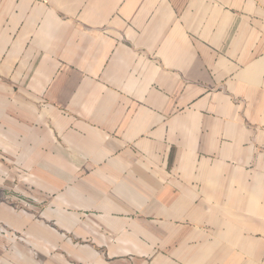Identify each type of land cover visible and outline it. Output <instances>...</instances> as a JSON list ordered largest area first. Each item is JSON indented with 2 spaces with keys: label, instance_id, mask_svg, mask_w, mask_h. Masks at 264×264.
Returning <instances> with one entry per match:
<instances>
[{
  "label": "crops",
  "instance_id": "crops-1",
  "mask_svg": "<svg viewBox=\"0 0 264 264\" xmlns=\"http://www.w3.org/2000/svg\"><path fill=\"white\" fill-rule=\"evenodd\" d=\"M0 147V264H264V0H0Z\"/></svg>",
  "mask_w": 264,
  "mask_h": 264
},
{
  "label": "rangeland",
  "instance_id": "rangeland-1",
  "mask_svg": "<svg viewBox=\"0 0 264 264\" xmlns=\"http://www.w3.org/2000/svg\"><path fill=\"white\" fill-rule=\"evenodd\" d=\"M6 119H8V117H5ZM4 123V122H3ZM3 126V129H8L7 125H5V123L2 125ZM8 149H1L0 147V156H2L3 158L9 154ZM1 167H3V169H6V173H7V183L9 182V177L11 178L12 175L13 176V179L11 181V187L12 188H15L17 186H19L22 182H24V170L22 169H18V174H11L10 175V165H5V164H1ZM20 168V167H19ZM23 172V173H22ZM17 195H12L10 193H4L3 197L0 196V202H3L5 204H7L8 206H11V207H14L15 209H18V210H21V211H25L26 209L24 208V203L25 202H28L26 201L25 197H20V196H17ZM41 199L42 201H40V203H46L48 201V197L47 196H41ZM0 236L1 237H11L12 239L15 237L17 238H22V233H17V232H14L12 229L8 228L4 223L0 222ZM1 239V238H0ZM12 241V240H11ZM8 256V255H7Z\"/></svg>",
  "mask_w": 264,
  "mask_h": 264
}]
</instances>
